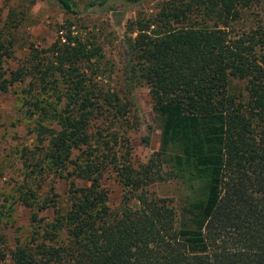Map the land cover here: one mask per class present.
Returning a JSON list of instances; mask_svg holds the SVG:
<instances>
[{
  "label": "trees",
  "instance_id": "1",
  "mask_svg": "<svg viewBox=\"0 0 264 264\" xmlns=\"http://www.w3.org/2000/svg\"><path fill=\"white\" fill-rule=\"evenodd\" d=\"M48 1L74 17L114 10V0L81 8ZM18 23L13 10L0 19V93L25 84L41 146L34 167L67 182V201L56 206L53 192L41 204L25 199L37 208L34 229L9 251L0 240V262L264 264V0H168L147 20L130 22L126 90L105 85L101 47L68 21L48 47L30 46L9 69ZM234 81L243 88L230 91ZM133 84L147 87L159 123L157 151L136 167L101 128L134 106ZM104 172L124 190L115 211ZM170 180L175 198L149 192ZM49 207L52 219L41 224L38 213Z\"/></svg>",
  "mask_w": 264,
  "mask_h": 264
},
{
  "label": "rangeland",
  "instance_id": "2",
  "mask_svg": "<svg viewBox=\"0 0 264 264\" xmlns=\"http://www.w3.org/2000/svg\"><path fill=\"white\" fill-rule=\"evenodd\" d=\"M73 1L81 8L86 0ZM165 1L168 0H139L136 3L114 0V10H96L74 17L48 0H0L1 24L5 22L9 10H13L15 21L19 22L11 32L15 52L6 66L15 69L20 65L27 57L30 46L37 50L48 47L57 37L60 26L68 21L76 32H91L94 36L91 40L101 47L104 56L102 62L106 67L101 64L106 68L105 75H109L108 79L103 77L107 79L105 85L108 84L114 90H126L125 42L129 35L126 26L137 18L147 20L152 17ZM243 85L242 82L234 81L230 91H238ZM130 88L134 106L128 108L116 125H104L101 128L106 133L111 131L116 138L113 147L117 155L128 149L129 162L136 167L146 163L157 151L159 123L151 110L147 87L133 84ZM25 90V84H15L5 93H0V240L7 251L27 242L34 229L30 217L37 208L26 207L23 204L25 199L29 201L30 195H33L34 199L30 202L41 204L48 201L53 192L57 195L56 206H64L67 201V182L52 172L34 167L35 162H39L36 161V154L41 146L37 136L36 114L28 112V105L24 104ZM101 185L107 194L109 209L117 210L124 190L114 173L104 172ZM177 189L171 180L155 182L148 188L160 199L175 198ZM130 205L133 206V203ZM52 213V207L40 211L38 217L41 218V224L51 221ZM0 264H9L8 258Z\"/></svg>",
  "mask_w": 264,
  "mask_h": 264
}]
</instances>
